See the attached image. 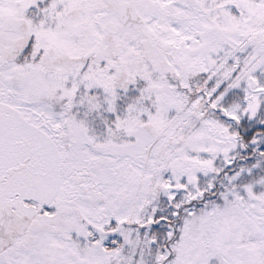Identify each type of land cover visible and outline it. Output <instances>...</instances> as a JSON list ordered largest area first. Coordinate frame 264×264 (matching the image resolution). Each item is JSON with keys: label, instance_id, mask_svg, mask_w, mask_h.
Wrapping results in <instances>:
<instances>
[{"label": "snow or ice", "instance_id": "1", "mask_svg": "<svg viewBox=\"0 0 264 264\" xmlns=\"http://www.w3.org/2000/svg\"><path fill=\"white\" fill-rule=\"evenodd\" d=\"M0 264H264V0H0Z\"/></svg>", "mask_w": 264, "mask_h": 264}]
</instances>
